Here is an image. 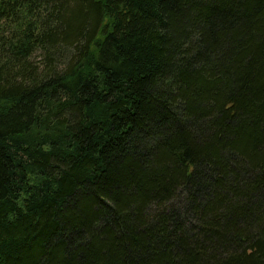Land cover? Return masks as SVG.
I'll use <instances>...</instances> for the list:
<instances>
[{"label": "trees", "instance_id": "16d2710c", "mask_svg": "<svg viewBox=\"0 0 264 264\" xmlns=\"http://www.w3.org/2000/svg\"><path fill=\"white\" fill-rule=\"evenodd\" d=\"M0 264H264V0H0Z\"/></svg>", "mask_w": 264, "mask_h": 264}]
</instances>
